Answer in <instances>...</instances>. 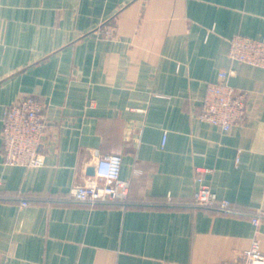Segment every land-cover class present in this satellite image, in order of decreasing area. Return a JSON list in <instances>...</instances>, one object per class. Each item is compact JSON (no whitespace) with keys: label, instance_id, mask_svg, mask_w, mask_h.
Instances as JSON below:
<instances>
[{"label":"crops","instance_id":"0c3cea01","mask_svg":"<svg viewBox=\"0 0 264 264\" xmlns=\"http://www.w3.org/2000/svg\"><path fill=\"white\" fill-rule=\"evenodd\" d=\"M234 34L264 41V0H0V132L26 94L48 126L42 166L5 165L0 142V264H215L254 237L264 251V68L228 57ZM231 69L246 113L222 130L195 110ZM108 153L128 203L58 199ZM195 167L244 214L192 208Z\"/></svg>","mask_w":264,"mask_h":264},{"label":"built area","instance_id":"2783aa9c","mask_svg":"<svg viewBox=\"0 0 264 264\" xmlns=\"http://www.w3.org/2000/svg\"><path fill=\"white\" fill-rule=\"evenodd\" d=\"M97 33L107 39L115 37L114 23L104 22L97 27ZM229 58L249 65L264 68V41L241 34L228 39ZM233 70H220L217 78L206 83L204 96L195 110V116L222 130L240 124L246 113L247 91L237 89L227 81ZM45 104L36 96L26 94L7 105L1 118L0 142L5 165L38 167L44 164V139L47 133ZM164 143V136L162 144ZM122 158L120 154H97L92 164V175L82 182L73 183L68 194L58 198L64 202H78L93 207L101 204L128 203L129 181L120 177ZM194 180L197 187L189 201L192 208L205 207L220 213L241 215L244 212L228 199H218L204 182L207 167H195ZM134 173H139L138 169ZM166 202L174 205L170 196ZM27 204L26 199L20 205ZM264 217V210L250 213L251 222L257 226ZM215 264H264V251L259 240L252 238L247 248L239 251L233 260Z\"/></svg>","mask_w":264,"mask_h":264}]
</instances>
